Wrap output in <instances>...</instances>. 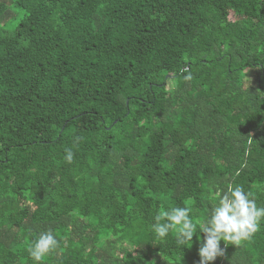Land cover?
Here are the masks:
<instances>
[{
    "label": "trees",
    "instance_id": "16d2710c",
    "mask_svg": "<svg viewBox=\"0 0 264 264\" xmlns=\"http://www.w3.org/2000/svg\"><path fill=\"white\" fill-rule=\"evenodd\" d=\"M235 185L264 205V0H0V264H200L155 216ZM221 246L264 264V221Z\"/></svg>",
    "mask_w": 264,
    "mask_h": 264
},
{
    "label": "clouds",
    "instance_id": "9594fccd",
    "mask_svg": "<svg viewBox=\"0 0 264 264\" xmlns=\"http://www.w3.org/2000/svg\"><path fill=\"white\" fill-rule=\"evenodd\" d=\"M64 159L68 164L73 162L74 153L70 148L65 149ZM215 199L217 203L212 206L206 219L194 216L191 207L178 206L158 212L151 230L161 239L174 232L176 244L180 247L192 244L193 237L200 238L199 234L203 233L198 250L200 264H213L217 257L225 255L222 241L225 246H239L243 240L259 231L264 221V205H258L242 185L218 189ZM58 246L59 241L54 233L46 231L31 242L27 251L33 264H42Z\"/></svg>",
    "mask_w": 264,
    "mask_h": 264
},
{
    "label": "rangeland",
    "instance_id": "374dc122",
    "mask_svg": "<svg viewBox=\"0 0 264 264\" xmlns=\"http://www.w3.org/2000/svg\"><path fill=\"white\" fill-rule=\"evenodd\" d=\"M251 81H252V83H253V79H252Z\"/></svg>",
    "mask_w": 264,
    "mask_h": 264
}]
</instances>
